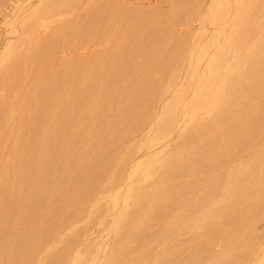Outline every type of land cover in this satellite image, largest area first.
I'll use <instances>...</instances> for the list:
<instances>
[{
	"label": "bare ground",
	"instance_id": "1",
	"mask_svg": "<svg viewBox=\"0 0 264 264\" xmlns=\"http://www.w3.org/2000/svg\"><path fill=\"white\" fill-rule=\"evenodd\" d=\"M18 1L19 0H16L14 3H12L13 4V5H11L12 7L10 6L11 12L8 15H6L5 20H4V22H6L5 23L6 26H8L7 24H9L10 31L12 29L11 35H12V33L14 35H15V33H18V30L16 29V27H18V26H19L18 28H20V30L22 32L21 34H23V35L27 34L29 36L30 31H33L35 33L38 29H40L44 26L45 21H47L48 19H51L55 15V12L57 10L56 8H58V7L62 8L60 6H65V5L69 4L66 2V0L65 1L64 0H39L38 2H36L37 4L35 6H32V7H30L31 5L29 6L31 9H28V7L26 8L23 6L24 8L28 9V11H26V9H25V11H23L22 7H20L22 9H18L19 8L18 7L19 4L17 3ZM29 1H31V0H29ZM178 1L179 0H177L176 2H178ZM186 1H188V0H186ZM26 2H28V0H26ZM32 2L33 1H31V3ZM110 2H111V0H110ZM195 2H196V0H195ZM200 2H203V1H200ZM16 3L18 6L16 5ZM193 3H191V4H193ZM180 6H182V5H180ZM177 7H179V6H177ZM207 7L208 8H207V11L205 14L203 13L200 15L197 8L196 9L193 8V11L190 12L191 14L190 13L188 14L189 16L191 15L190 17H192L194 19L193 16H197L199 13L198 16L199 17L201 16L204 21L208 22L207 24H209L211 27H213L215 29V32L213 34H211L208 38H207V36L209 34L208 35L206 34V36L204 34L203 37L207 38V40L205 41L204 44L201 42L204 40L203 39L200 40L201 39L200 37L202 36L201 34H199V37L198 36H196V37L198 38V40H200L202 45H200L201 43H198V42H197V44L194 43L195 46H192V44H191L192 47H190V48H192V50L190 51V54H189V63L187 62L188 68L186 67V69H187L186 70V80L187 81L185 80L186 82H183L184 80L182 81V79L180 78V76H179L180 72L178 73V70L176 68H173L171 71L168 72V79H167L168 81H166L167 83L162 87L159 86L160 88H158V89L155 88L156 86L153 84L155 82L152 83V85H154V88L153 87L147 88V84L145 83L146 81L144 82V80H142V78H141V80H139V79L135 80L129 86H125L127 84H123L124 82L122 83V81H123L124 77H126V74L128 73V68H129L128 63H129V61L131 62L130 57H132V56L129 53L130 51H128V53L125 51H122V52L120 51L119 52L120 54L118 53L119 55H117V56L115 55V57L112 56L110 54V52L109 53L107 52L106 55H100V56L96 55V54L92 55L88 59L86 58V60H81L80 58L74 57L75 59L72 61L70 60L71 62L68 64V68H67L69 70L68 74L64 75V77L68 76V79L65 78V81H63V84L64 85L68 84L70 86V91L72 90L73 93H74V91H76L75 93H77V99L76 100L79 99L80 103L78 104L79 105L78 108L76 106V109L79 112L78 115L82 116V118H81V119H83L82 124L85 126V129L87 130V132H82V131H84V129L82 130L80 128V127H82L80 124L81 122L78 124V126H80V127H78L76 125L73 126V124H72L71 125L72 128L69 127V130H67V128H68L67 126H66L67 128L62 127V125H60L57 121L58 118L59 119L61 118L60 116H62L61 115L62 112H61V114H59L57 112L54 114L52 113L53 114L52 119L49 117H46V114H42L43 115L42 117L35 119L34 115H37L36 113H38L39 109L36 108L35 106L34 107L31 106L28 103L26 104L25 108L28 109V114L26 112L25 115L26 114L29 115V116H27L28 121L26 124L28 129H26V133L24 131L23 135H19V137H20V138L18 137L19 140L15 143L14 148L11 149V155L13 156V160L12 161L9 160L10 163L0 162V264H121L122 262L121 263L117 262V258L120 255L121 256L119 258H121L122 254L125 255V252L127 251V247L124 244V240L128 237L127 235L132 233V231H134L135 229L137 230L136 231L137 232L136 233L137 238L142 239V240H144L148 237L149 238L153 237L155 235L149 227L147 228L144 225V223H142L143 219H142V221H140V218H139V215L141 214L142 210L144 211V209H145L144 205L146 207V204H144L143 199H144V197L147 198V196L149 195V194H147L148 191L133 194L134 190L135 191H138V190L134 189L136 187H134L132 189V185L135 186L134 185L135 183H133V184L131 183V182H133L132 177L134 175H136V176L140 175V177L146 181L148 178H150L151 170H153V169L161 172L160 176L162 175L161 177L163 178V183L167 182L170 178L175 177L176 174L178 176L177 172L182 170V168L185 166L186 157L185 158L183 157L184 159H181V158L179 159L177 157V155L178 156H179V154L182 155L183 148H185V146L183 147V144L187 140L190 141V139H193L194 137L196 138V134L200 133V132H198L200 128L201 129L205 128L206 130L207 129L211 130L210 132H212V129H214L212 133L216 132V133H214L215 135H213V136L211 135L213 138L211 137V140L209 141L210 143H208L209 145L207 144L208 145V151L207 152H205V153L204 152L203 153H198V152L193 153L194 155H197V154L199 155V156L197 155L200 158L199 161L197 160V163H198L197 165L200 168H202L201 170H203V169L210 170V174L207 173L208 179L210 180V178L215 177L214 181L216 182V185L213 188H209L206 190L205 194L201 198H199L197 203L195 201V204H193V206H191V204L188 203L191 206V209L192 208L198 209L199 216H198L197 212H196V215L198 217H200L199 222L203 223V227H204V232H203L202 236L200 238L190 237L189 240L185 243L182 241L190 249L189 252H188V250H189L188 248H187V250H185L187 252H183L185 245L182 243H181L182 245L174 246L168 250H164V251L161 250L162 252H160L159 254H155L156 252H158L157 250H156V252L154 251L155 253L153 252L154 253L153 254V253H151L150 250H144L145 249V247H144V249H142V248L140 249L141 251H139V253L136 255V258L134 261L131 260L128 263H126L124 261L123 264H149V261L147 260V258H149L151 255H152L151 256L152 262L150 261L151 262L150 264H201L202 263L201 260L205 261L206 264H264V235L263 236H257L256 235L257 233H254L255 229L253 231L254 227L252 228V226L254 224L253 220L255 218H257L258 216L261 217L262 216L261 214H263L261 212H260L261 214L258 213V209L264 206V182H263V180H264V159L260 164H258V165H260V166H258L260 168L258 169L257 172H255L251 168H247L248 166L243 168L242 171H239V170L236 171L237 169L234 171L233 170L234 167H232V166L235 165L236 162L233 163V165L228 166V165H226L227 160L225 162L223 161V158L226 155H229V156L232 155L233 157L235 156V158H236V156L240 157L241 156L240 154L242 152H250L252 150V147H251L252 140L257 137V134L255 133L256 130L260 131L259 134L264 141V117L263 116L260 117V115L258 116V114H257V117H255V118L253 117L254 119H252L253 115L251 114L252 115L251 119H248L247 121L244 120L242 122L240 120H238V121H240L239 123L235 122L237 115L242 114V113L245 114V112L243 111L244 109L240 110L242 108L241 101L244 102V99H242L243 97H247V95H248V97H251V95L252 96L254 95V97H257V96H255V94L258 92H259V96L263 95V92L260 93V91L264 89V74H262L263 76H260V77L257 76L258 77V78L256 77L258 79L257 81L253 82L250 79L251 82H248V78H250V77H248V71L249 70L247 69V67H246V69L245 68L243 69L241 67H242L243 63L245 65H248L249 67H253V69H251L252 71L250 70V72H253L254 67L256 68V71L258 69L257 67H259L260 65H262V67H263V64H264V28L261 27L259 20H264V0H210V4ZM89 8H91V6ZM4 9H6V8H4ZM59 10H61V9H59ZM98 10H100V8ZM187 10H189V9H187ZM96 12H97V10H96ZM174 12H175L174 13L175 15L173 14L175 16L174 18H176L177 15L179 13H181L180 10H179V13L177 15H176V11H174ZM103 13H101L100 17H102ZM1 15H2V13H1ZM111 15L110 16L108 15V16L111 17ZM170 15H172V14H170ZM95 16H97V15H94V17ZM189 16H188V18H189ZM174 18H171V16L169 17L170 20L171 19L174 20ZM178 18L180 20V16ZM184 18H186V15ZM193 19H189V21H191ZM198 19L196 18L195 20H198ZM91 20H92V18H91ZM98 20L100 21L99 17H98ZM119 20H121V19H119ZM203 20L201 23L199 21V23L202 24ZM106 21H108V20H106ZM156 21H158V19ZM100 22L102 23V20ZM146 22H148V21H146ZM82 23H83V21H82ZM96 23H98V22H96ZM114 23H113V25H114ZM261 24H263V23H261ZM48 25L49 24H47V26ZM93 25H94V23H93ZM105 25H106V22H105V24L103 23V27ZM161 25H162V23H161ZM63 26H65V25H63ZM80 27L81 26H79L78 28H80ZM161 27L162 26H160V27L156 26L155 27V25H154V28H152V27L147 28V30L151 31L150 33H154L156 36V35H159L161 33V31H162ZM164 27H163V30H165ZM5 28H7V27H5ZM67 28H68V26H67ZM74 28H76V27H74ZM83 28H86V27H84V25H83ZM106 29L104 28L103 31H105ZM64 30L65 29H63V31ZM203 30H205V29H203ZM61 31H62V29H61ZM91 31H93V30H91ZM165 31H164V33H165ZM64 32H66V31H64ZM69 32L72 33L71 30L68 31V33ZM78 32H79V30H78ZM95 32L93 31V35ZM98 32H96V33H98ZM111 32H112V30H111ZM201 32L203 33V31H201ZM53 33H55V32H53ZM61 33H63V32H61ZM87 33H86V35H87ZM145 33H144V35H145ZM21 34L19 33L18 35H21ZM161 34H163V33H161ZM101 35H102V33H101ZM195 35H197V34L195 33ZM33 36H35V34ZM64 36L65 35H63V36L60 35V37H64ZM77 36H79V35H77ZM82 36H84V35H82ZM108 36H106V37L104 36V37L107 39ZM253 36L254 37L256 36V38L252 39ZM257 36H261L262 39L259 38L261 40V42H259V39L257 41H255V39H257ZM21 37H18V38L20 39ZM37 37L38 36H36V38ZM149 37H150V35H149ZM165 37L167 38V35ZM194 37L195 36L193 35V38H192L193 40H194ZM36 38H35L36 41L32 40L31 38H26V41H27L26 42L27 43L26 49H27V51L28 52L32 51V50H30L31 48L32 49L33 48L34 49L35 48H43V50L46 51V54L44 57L46 58L47 61H50V59L53 58L52 54L54 52L53 50H54L55 44L57 43V40H56L57 38L52 37L49 40L46 39V41H43V39H42L41 42L37 41ZM139 38H141V37H139ZM197 38H196V40H197ZM206 38H204V39H206ZM14 39L17 41L16 38H14ZM88 39H90V38H88ZM149 40L151 41L152 38L150 37ZM166 40H169V39H166ZM186 40H188V39H186ZM11 41L12 40H10V42ZM21 41L22 40H20V42ZM64 41H65V39H64ZM150 41H148V42H150ZM162 41H163V39H162ZM162 41H161V39H158V40L156 39L155 44H154L155 47L153 48L152 53H150V55L147 57L145 56L146 58H145V61H143L144 62L143 67H146V66L153 67L154 66L152 70L156 69L159 71L160 70L164 71L167 68L169 69L171 62H173V60H175V58L177 59V57L179 56L177 54H179V52H180L179 49L181 48L180 46L181 45L183 46V44L181 42H178V43L176 42L177 44L175 43L176 49H178V53L176 54L175 49L168 48V46L166 47L165 43H164L165 41L163 42L164 44L162 43ZM10 42L5 43L6 45L3 48H1V50H0V69H2L3 64L5 65V62H7V61H11V65H12V69H11L12 73L10 74L11 77H8V78L6 77L1 82L0 89L3 92H5L4 89H5L6 85L8 86L7 88H9L8 90H10V88H12V86L15 82L16 75L21 72L20 60H19L20 57H18V48L14 46V43L12 45ZM169 42H170V40H169ZM79 43H81V41ZM145 43H147V42H145ZM183 43L185 44V42H183ZM255 43H257L258 45L260 43L261 45L255 46ZM58 44H60V43H58ZM76 44L79 45L78 43H76ZM121 44H122V42H121ZM17 45H18V41H17ZM62 45L63 44H61L60 46H62ZM56 46H57V44H56ZM113 46H111V47L113 48ZM184 46H183V48H185ZM178 47H180V48H178ZM121 48H122V46H121ZM137 48H138V46H137ZM186 48H188V47H186ZM212 48H213V50H212ZM34 51H32V52H34ZM62 52H64V51H62ZM146 52H147V50H146ZM146 52H145V54H146ZM186 52L184 53V56H185ZM242 52L247 54L246 58L243 57ZM96 53H98V52H96ZM132 54H133V51H132ZM137 54L139 55V53H137ZM138 55H137V57H138ZM19 56H21V55H19ZM33 56L28 55V56H26L27 58H24V59L26 60V59L30 58V59H28V61L31 59H32V61H35L36 59H34L35 57H33ZM184 56H183V58H184ZM178 58H179V62H181V63L177 62V60H176V62L182 65V62H184V61H182V57L179 56ZM184 60H185V58H184ZM46 63H48V62H46ZM179 64H177L178 67H179ZM9 65H7V66H9ZM62 65H61V67H62ZM177 65H174V66H177ZM183 66H181V67H183ZM22 67H21V69H22ZM38 67H40V69H41L43 67V65L40 64ZM263 68H261V72H262ZM5 69H8V68H5ZM81 69H83L81 73L84 72L87 77L84 76L85 78L79 79V76H77V74H78L79 70H81ZM130 69H132V68H130ZM179 69H180V67H179ZM18 70H20V72H18ZM66 70L64 72H66ZM132 70H134V69H132ZM6 71L4 70V72H6ZM159 71H157V72H159ZM166 71H168V70H166ZM256 71H255V74H256ZM23 72H24V70H23ZM259 72H260V68H259ZM7 73H9V72H6V74ZM184 73H185V71H184ZM181 74H182V69H181ZM130 75H129V77H130ZM33 79H34V77H33ZM96 79H97V82H99V86L94 88L93 84H94V81ZM180 79L182 82H180ZM154 81H155V78H154ZM59 83H61V81ZM90 83H92V85H93L91 88H89ZM58 86L61 87V84H59ZM148 86H150V85H148ZM55 88L56 87L52 86V84L47 85V83H46L45 87L44 86L40 87L36 91L34 90V94H32L31 97L29 96L30 100L33 101V100H35V97H40L39 100L41 99L42 102L44 103L42 110H44L43 112L45 113V110L47 109V105L49 103V102L47 103V100L49 97H51L52 93H54ZM15 89H16V86H15ZM11 90H13V88ZM167 92L171 93V98L169 100H167L166 102H164L161 106V109L157 112L155 110V107L158 106L159 102H161L160 101L161 99L163 100V98L166 97V95L168 94ZM64 93H66V92H64ZM5 94H7V98H9L8 93L6 92ZM88 94L90 95L89 97H88ZM17 95H18V93H17ZM6 100L7 99L5 97V101ZM27 100H28V98H27ZM30 100H28V102ZM49 100H51V99H49ZM254 100H253V102H254ZM160 105H161V103H160ZM253 105H255V104H253ZM2 106H0V110H1ZM249 106H251V104ZM246 107H247V104H246ZM48 108H50V107H48ZM248 108H246V109H248ZM246 109H245V111H246ZM23 110H21V111H23ZM121 110H123L124 113H127L126 114L127 118L124 117L126 119L123 120L122 123H121V120L120 121L115 120V116L113 115V112H119ZM239 110L242 113H240ZM15 111H17V110H15ZM73 112L75 113L76 111H73ZM259 112H261V111H259ZM0 113H1V111H0ZM119 114L117 113V116ZM246 114H245V116H246ZM248 114H249V112H248ZM248 114H247V117H248ZM22 115H23V113H22ZM66 115H67L68 120L73 119V116H70L69 114H66ZM75 116L78 117L77 115H75ZM20 117H22V116L20 115ZM51 117H52V115H51ZM122 117H123V115H122ZM242 118H243V116H242ZM244 118H246V117H244ZM75 120H77L76 122H79L78 121L79 119L76 118ZM115 121L120 122L121 124L117 123V125H116V124H114ZM18 122H20V120ZM24 123H26V122H24ZM66 123H68V122H66ZM23 126H24V124H23ZM145 130H146V133L144 136L146 138V142H148L149 145L154 144L156 146L158 144H161V146H160L161 149L158 150L157 152H147L145 154V158L143 160H140L133 165L132 170L129 173V176L128 175L126 176L129 179V184L127 185V188H126V191L124 192L123 197H120L119 194L125 190V188L123 190L121 189V186H123L122 185L123 175L121 172H122V169L124 170L123 167L126 164V159L123 161L120 160V162H119L120 164H118L116 166V168L113 169L114 173L112 172L111 173L112 175L107 176V174H106V176L109 177V179H106L107 177L105 176V179L108 180V183H109V186L111 187V190H112V188L113 189L118 188L117 191L115 190L116 191L115 193L112 194V192H111L112 195L111 196L109 195V197H110L109 201L111 203V208L114 210L116 208V206L119 205V203L121 201L120 209L117 210L115 213L113 212L114 215H113V217L111 216L112 219L110 221L109 227H107V229H106L108 231L107 236H110L112 234V238H113L112 243H110L109 249H108V245H107V248L106 247L101 248L100 246H98L96 244L97 245L96 247L93 245V247L95 248V249L93 248L94 249L93 250L94 252H93V251H91L92 249L91 250L89 249L90 246H87L84 249H81V248H83L81 246V248H80L81 250L78 249L75 252L73 251L74 255L72 257H70V252L72 251V244H73V242L78 241V240H76L75 238H72L70 236L72 239L68 243H65L66 244L65 246L58 247V243H59L58 239H60L59 236H60L61 230L65 229V225L63 226L62 224H65V223H63L64 219H66V217L69 215L68 214L64 218V216H63L64 213H61L63 209L60 210L59 204L60 203L62 204L63 201L61 202L60 200L63 197L59 198L60 195L63 192H64L63 194L65 195V191L69 192V191H67V187L69 185L71 186L76 180L78 181V179L84 178V181H85V178H86L87 184L86 185L84 184L85 186L78 188L76 191L74 190V192H75L74 194L70 192L71 197H69V200L72 202L75 200H76V202H78L80 200V202H81V200H84V199L91 197V195H93L96 192V190L98 189V183H100V182H98V180L103 176V174H105V170L109 166L108 165L109 160H107L108 154L107 155L105 154V151L107 150V146L104 147L106 150L102 148L105 151H103L101 149V146L105 143V141L107 142L108 139H112V138L116 139V141L117 140H119V141L128 140L129 139L128 137L131 134L137 133L139 131H145ZM17 131L20 132L19 130H17ZM176 132L179 133L180 136L178 137V140H176V141H178V143L174 139V141L177 143V145L173 146L174 148L172 149L173 150L172 157L176 156L177 158H172L171 155L168 156L169 153H168V155H165L163 153L165 151V148L167 146H169L168 142H170V138L172 137V135L174 133L176 134ZM201 132H203V131H201ZM206 133H208V132L206 131ZM212 133H209V134H212ZM175 136H173V137H175ZM197 136H198V134H197ZM21 139H23V140H21ZM20 141H21V143H20ZM192 141H194V140H191L190 143H192ZM146 142L144 143V140H143V142H141V140H140V143H142V144L141 145L139 144L138 146L141 147L143 145V143H144V145L147 144ZM187 142L184 145H187ZM107 143L109 144V140ZM151 146L150 147L147 146L146 148L150 149ZM156 146H155V148H157ZM108 147H109V145H108ZM141 148H143V146ZM98 149L102 150V153H100L101 152L100 151L99 152L100 154H99L97 152ZM127 151L128 150H126L125 152H127ZM138 151H140V149ZM138 151H136V152H138ZM142 151H143V149H142ZM190 151H193V149H190ZM197 151H198V149H197ZM109 152H111V151H109ZM167 152H169V151H167ZM132 153H133V149H132ZM134 154H133V156H134ZM183 154H186V153H183ZM254 154L257 155L258 157H262L264 155V150L254 151ZM130 155H131V153H130ZM130 155H129V157H130ZM136 155H137V153L135 154V156ZM12 156L9 159H12ZM111 156H109L110 157L109 159H111ZM124 156H125V153H124ZM124 156H123V158H124ZM197 156H195V157H197ZM127 157H128V153H127ZM179 157H182V156H179ZM191 157H193V156H191ZM195 157L193 158V162H195L194 160H196ZM1 158L3 159L2 156H1ZM112 158H116V157L114 156ZM131 158H130V160H131ZM130 160H127V161H130ZM111 161H112V159H111ZM116 161H118V160H116ZM187 161H188V159H187ZM240 161H237V163ZM132 162L133 161H131V163ZM241 162L243 163V161H241ZM128 164L130 165V163H128ZM127 165H125V167ZM191 165H193V164H191ZM225 165H226V167L228 166L227 170L224 167ZM243 166H245V165H243ZM9 167L14 168V171L7 172ZM223 167L226 170L225 172H227L226 175L225 176H217L215 174V171H217L219 169L221 170V168H223ZM240 167H242V166L240 165ZM159 172H158V174H159ZM206 172H208V171H206ZM181 174H182V171H181ZM136 176H134V177H136ZM160 176L158 175L157 179ZM10 177H18L17 178L18 182L12 183V181H11V183L7 184V180ZM239 177H243L241 179H244V177H245V182L243 181V183H246L245 185L240 181ZM137 178H139V176H137ZM125 179H127V178H125ZM153 179H155V178L153 177ZM157 183H159V182L157 181ZM160 183H161V181H160ZM141 185H142V183H141ZM254 186H256L257 188H254ZM164 187H165V184H164ZM160 189H162V188H160ZM166 189H168V187ZM104 190H105V188H104ZM170 190H171V188H170ZM154 191L152 190V193H151L152 195L150 197L151 200L147 201L148 206L149 205L152 206L150 209V211H151L150 214L154 213L155 216H158V217L164 216L165 217V215L168 214L167 211L170 212L171 210H168V206H162L159 203V201H160L159 198L162 195L161 194L162 191L160 190V192L156 191L155 193H153ZM178 193H179V190H178ZM181 193H183V191ZM189 193H191V192H189ZM67 194L68 193H66V195ZM121 195H122V193H121ZM171 195H173V194H171ZM67 196H70V195L68 194ZM67 196L65 197V200H66ZM180 196H181V194H180ZM230 196L233 197L232 200L229 199ZM109 197H107V198H109ZM163 198H165V197H163ZM174 198H176V197L174 196ZM182 199H184V198H182ZM129 200L131 201L130 203H129ZM144 200H146V199H144ZM170 200L173 201L174 199L172 200L170 198ZM180 200H181V198H180ZM65 202H67V201H65ZM168 203L170 204L172 202H168ZM183 203H185V202H183ZM241 203H243V204L245 203L248 205V208H247L248 212L246 211L245 214H244V212L243 213H239L236 211L233 212L234 210L232 212L228 211V209L230 210V207L233 208V206H235V205H237V207H239L240 205H238V204H241ZM182 204H181V206H182ZM108 205H110L109 202H108ZM186 205H187V203H186ZM213 205H214V207L219 205V208L216 209L215 212L213 210V208H214ZM80 206H81V204H80ZM171 206H173V205H171ZM177 206H178V204H177ZM186 207L188 208L189 206H186ZM106 208L108 210L110 207L107 206ZM118 208H119V206H118ZM169 208L171 209V207H169ZM173 209L174 208H172V211H173ZM233 209H235V208H233ZM83 210H82V212H83ZM109 210L111 211V209H109ZM183 210H184V208H183ZM188 210H190V209H188ZM110 211H108V212H110ZM262 211H264V207H263ZM88 212H87V214H88ZM145 212H146V210H145ZM179 212H181V211H179ZM16 214H18L17 215L18 216V219H17L18 223H22L24 226L27 227L25 229L22 228L23 229L22 231H20L17 227L19 224L12 226L9 223L10 226L6 225L7 220L9 218H11L12 216L15 217ZM47 214H50L51 216L45 218V215H47ZM174 214H175V212H174ZM71 215L72 214H70V217H71ZM77 215H75L76 218H77ZM172 217H171L172 218L171 223L169 222L171 225L164 226L162 231L160 230L159 231L160 233L158 232V234L155 235L156 237L159 236L160 239L164 240L167 237H169L170 234L176 235V231H180L178 229L183 227V225H186L189 222H192V223L199 225L197 223V221L193 222L194 218L192 217L193 218L192 219L189 216L188 212H184V214L182 212L181 215H179V216L177 215L175 217L172 216ZM88 218H89V216H88ZM85 219H87V218L85 217ZM167 219L165 221H167ZM13 220L14 219H12V221ZM228 220L229 221L232 220L233 221L232 223L237 222L235 224H239V226L237 225L238 227L236 226V229L238 228L239 231H237L234 234L232 233V234H230L224 238V236H222V235L224 233V228H226V222ZM10 221H11V219H10ZM17 221L15 223H17ZM67 221H69V220L67 219L65 222L67 223ZM161 221H163V220H161ZM32 223L36 224V226L34 228L32 226ZM68 224H66V226ZM29 225H30V228H28ZM159 225H160V223H159ZM162 225H163V223H162ZM31 226H32V228H31ZM155 226H156V224L154 225V228H155ZM227 226H228V224H227ZM190 227H191V225H190ZM160 228H162V227H160ZM169 229L171 230V232H168ZM104 230H102V232H104ZM69 231L70 230L68 229V232ZM181 231H183V229ZM234 231H232V232H234ZM154 232H155V230H154ZM73 234H75V233H73ZM104 234L106 236V231H105V233H103V236H104ZM107 236L105 239H107V238L110 239ZM132 236H134V235H132ZM101 237H102V233H101ZM101 237H99V238H101ZM84 239H86V238H84ZM88 240L89 239H87V241ZM145 241H147V239ZM99 242H101V241H99ZM103 242L104 241H102L101 243H103ZM82 243H83V240H82ZM93 243H94V241H93ZM149 244L153 245L151 242ZM87 245H89V244H87ZM137 246H138V242H137ZM215 247H218L216 251L213 250V248H215ZM157 248H158V246H157ZM89 251L93 252V254H94L93 255L90 253L89 256L93 255L94 257H91V259H89V258L85 259L86 254L88 255ZM234 251H236L235 253H237V251H239V253L234 254L233 256H230V253L234 252ZM128 253H130V252H128ZM133 253H135V252H133ZM129 255L131 256L132 253ZM125 256H124V258H126ZM120 261H122V260H120Z\"/></svg>",
	"mask_w": 264,
	"mask_h": 264
},
{
	"label": "rangeland",
	"instance_id": "2",
	"mask_svg": "<svg viewBox=\"0 0 264 264\" xmlns=\"http://www.w3.org/2000/svg\"><path fill=\"white\" fill-rule=\"evenodd\" d=\"M7 1V2H6ZM16 0H0V50H1V48H3L6 44L5 43H8V42H10V40H12L10 43L13 45V43H14V46L15 47H17L18 48V57H20L19 58V60H20V70H21V72H20V70H18V72H20V73H18L17 75H16V77H15V82H14V84H13V86H12V88H13V90H11L12 88H10V90H8L9 88H7L8 86L6 85L5 86V89H4V91L5 92H3L1 89H0V106H2V108H1V113H0V162H4V163H10L9 162V160H13V156L11 155V149H13L14 148V145H15V143L19 140L18 139V137H19V135H23V132L25 131V133H26V129H28V127H27V121H28V118H27V116H29V115H27L28 114V109L27 108H25L26 107V104L28 103V104H30L31 106H35L36 108H38L39 109V111H38V113H36L37 115H34L35 116V119H38V118H40V117H42L43 115L42 114H46V117H49V118H53V114L54 113H59V114H61V112H62V116H60L61 118L59 119H57V121H58V123L60 124V125H62V127H66L67 128V130H69V127H71V125L73 124V126L74 125H76V126H78V124L80 123L81 124V126L82 127H80V126H78V127H80L82 130L84 129V131H82V132H87V130L85 129V126L82 124L83 123V119H81L82 118V116H79L78 115V110L76 109V106H77V108H78V104L80 103L79 102V99L78 100H76L77 99V93H75L76 91H74V93L76 94H74L73 93V91L71 90L70 91V86L68 85V84H66V85H64L63 84V81H65V78L66 79H68V76H65L64 77V75H66V74H68V72H69V70L67 69L68 68V64L72 61V60H74L75 58H80L81 60H86V58L88 59L90 56H92V55H106V53L108 52H110V54L112 55V56H114L115 57V55L117 56V55H119L120 53V51L122 52V51H125V52H127L128 53V51H130L129 53H130V55L132 56V57H130V59H131V62L129 61V63H128V66H129V68H128V73L126 74V77H124V79H123V81H122V83L123 84H127V85H125V86H129V85H131L135 80H141V78H142V80H144V82L147 84V88L148 87H153L154 88V85L156 86L155 88H160L159 86H164L167 82L166 81H168L167 79H168V72L169 71H171L173 68H176L177 70H178V73H179V76H180V78L182 79V81L183 82H186L187 80H186V67L188 68V63H189V54H190V51L192 50V48H190V47H192V46H195V44L194 43H196L197 44V42L198 43H205V41L207 40V38L211 35V34H213L214 32H215V29L213 28V27H211L209 24H207L208 22H206V21H204L203 20V18L200 16H198L199 15V13H200V15L201 14H205L206 13V11H207V6L210 4V0H196V2H195V0H188V1H186V0H179L178 2H176L175 0H111V2H110V0H66V2L67 3H69V4H67V5H65V6H60V7H62V8H56L57 10H56V12H55V15L51 18V19H48L47 21H45V24H44V26L46 27H42V28H40V29H38L35 33L33 32V31H30L29 33H30V35L28 36L27 34H25V35H23V34H21L22 32H21V30H20V28H18V27H16V29L18 30V33H15V35L17 36H15L13 33H12V35H11V32H12V29H11V31H10V28H9V24H7L8 26H6V22H4V20H5V17H6V15H8L10 12H11V5H13L12 3H14ZM31 1H33L32 3H31ZM31 1H29L28 0V2H26V0H19L17 3L19 4V6L17 5V3H16V5L19 7L18 9H22L23 8V11H25V9L28 7V9H31L30 7H32V6H35L37 3L36 2H38L39 0H31ZM65 1V0H64ZM92 1V2H91ZM107 1V2H106ZM186 1V2H185ZM200 1H203V2H200ZM91 2V3H90ZM176 2V3H175ZM183 2V3H182ZM194 2V3H193ZM6 3V4H5ZM35 3V4H34ZM107 3V4H106ZM172 3V4H171ZM187 3V4H186ZM191 3H193V4H191ZM196 3V4H195ZM5 4V5H4ZM25 4V5H24ZM71 4V5H70ZM186 6H185V5ZM31 5V6H30ZM180 5H182V6H180ZM197 5V6H196ZM11 6V7H10ZM26 7V8H24V7ZM30 6V7H29ZM91 6V8H89ZM177 6H179V7H177ZM204 6V7H203ZM20 7H22V8H20ZM75 7V8H74ZM183 7V8H182ZM201 7V8H200ZM4 8H6V9H4ZM9 8V9H8ZM96 8V9H95ZM100 8V10H98ZM193 8L194 9H196L197 8V10H198V15L197 16H193L194 17V19L192 18V17H190L188 14L191 12V11H193ZM28 9H26V11H28ZM59 9H61V10H59ZM73 9V10H72ZM187 9H189V10H187ZM204 9V10H203ZM7 10V11H6ZM96 10H97V12H96ZM109 10V11H108ZM111 10V11H110ZM117 12H116V11ZM179 10H180V12L181 13H179ZM185 10V11H184ZM187 10V11H186ZM6 11V12H5ZM115 11V12H114ZM174 11H176V15L178 14L179 16H180V20H179V16L177 15V17L176 18H174L175 16V12ZM60 12V13H59ZM88 12V13H87ZM92 14H91V13ZM97 14H96V13ZM104 12V13H103ZM109 12V13H108ZM1 13H2V15H1ZM67 13V14H66ZM95 13V14H94ZM101 13H103L102 14V17H100L101 16ZM106 13V14H105ZM113 15H111V14ZM186 13V14H185ZM87 14V15H86ZM100 14V15H99ZM144 14V15H143ZM159 14V15H158ZM170 14H174L173 16L172 15H170ZM183 14V15H182ZM191 14V13H190ZM91 15V16H90ZM94 15H97V16H95L94 17ZM111 15V17H109V16ZM139 15V16H138ZM185 15H186V18H184L185 17ZM189 16V18H188V16ZM64 16V17H63ZM121 16V17H120ZM156 16V17H155ZM171 16V18H174V20L173 19H169V17ZM94 17V18H93ZM98 17L100 18V21L102 20V23L98 20ZM138 17V18H137ZM144 17V18H143ZM158 17V18H157ZM161 17V18H160ZM163 17V18H162ZM57 18V19H56ZM91 18H92V20H91ZM96 18V19H95ZM107 18V19H106ZM109 18V19H108ZM112 18V19H111ZM115 18V19H114ZM156 18V19H155ZM168 18V19H167ZM178 18V19H177ZM182 18V19H181ZM198 19V20H195V19ZM78 19V20H77ZM119 19H121V20H119ZM152 19V20H151ZM158 19V21H156ZM178 21H177V20ZM188 19V20H187ZM189 19H193V20H191V21H189ZM50 20V21H49ZM69 20V21H68ZM83 21V23H82V21ZM98 20V21H97ZM105 20V21H104ZM106 20H108V21H106ZM151 20V21H150ZM170 20V21H169ZM187 20V21H186ZM202 20H203V23L202 24H200L201 22H202ZM111 21V22H110ZM117 21V22H116ZM142 21V22H141ZM146 21H148V22H146ZM173 21V22H172ZM180 21V22H179ZM199 21H200V23H199ZM49 22V23H48ZM81 22V23H80ZM94 23V25H93V23ZM96 22H98V23H96ZM105 22H106V25L103 27V23L105 24ZM115 22V23H114ZM122 22V23H121ZM158 22V23H157ZM184 22V23H183ZM5 25H4V24ZM78 23V24H77ZM96 23V24H95ZM113 23H114V25H113ZM151 23V24H150ZM161 23H162V25H161ZM164 23V24H163ZM259 23H260V25H261V27L262 28H264V20H259ZM261 23H263V24H261ZM47 24H49L48 26H47ZM61 24V25H60ZM72 24V25H71ZM101 24V25H100ZM63 25H65V26H63ZM83 25H84V27H86V28H83ZM86 25V26H85ZM97 25V26H96ZM154 25H155V27L156 26H162L161 27V29H162V31H161V33H163V34H159V35H156L155 36V34L154 33H150L151 31H149V30H147V28H154ZM203 27H202V26ZM17 26V25H16ZM67 26H68V28H67ZM79 26H81L80 28H78ZM90 26V27H89ZM92 26V27H91ZM108 26V27H107ZM165 26V27H164ZM5 27H7V28H5ZM74 27H76V28H74ZM94 27V28H93ZM96 27V28H95ZM163 27H164V29L166 30H163ZM70 28V29H69ZM93 28V29H92ZM102 28V29H101ZM104 28L106 29L105 31H103L104 30ZM119 28V29H118ZM201 28V29H200ZM9 29V30H8ZM61 29H62V31H61ZM63 29H65L64 31H66V32H64L63 31ZM76 29V30H75ZM93 30L94 32L96 31V32H98V33H94V35H93V31H91V30ZM112 30V32H111V30ZM203 29H207L206 31L205 30H203ZM58 30V31H57ZM60 30V31H59ZM72 31V33L71 32H69L68 33V31ZM78 30H79V32H78ZM87 30V31H86ZM146 30V31H145ZM79 33H77V32ZM86 31V32H85ZM107 31V32H106ZM141 31V32H140ZM164 31H165V33H164ZM201 31H203V33L201 32ZM206 33H205V32ZM209 33H208V32ZM8 32V33H7ZM53 32H55V33H53ZM61 32H63V33H61ZM83 32V33H82ZM88 32V33H87ZM105 32V33H104ZM146 32V33H145ZM201 32V33H200ZM211 32V33H210ZM21 34V35H18V34ZM32 33V34H31ZM86 33H87V35H86ZM91 33V34H90ZM100 33V34H99ZM101 33H102V35H101ZM144 33H145V35H144ZM195 33L197 34V35H195ZM35 34V36H33ZM50 34V35H49ZM54 34V35H53ZM75 34V35H74ZM105 34V35H104ZM107 34V35H106ZM110 34V35H109ZM199 34H201L202 36L199 38L200 40H204V41H201L200 42V40H198V38L196 37V36H198L199 37ZM204 34H205V36H206V34L208 35L207 36V38L206 37H203L204 36ZM10 35V36H9ZM23 35V36H22ZM60 35L61 36H63V35H65L64 37H60ZM77 35H79V36H77ZM82 35H84V36H82ZM93 35V36H92ZM110 37H109V36ZM149 35H150V37L152 38V40L150 41L149 39H150V37H149ZM167 35V38L165 37ZM193 35L197 38V40H196V38L194 37V40L192 39L193 38ZM23 38H22V37ZM28 36V37H27ZM36 36H38L37 38H36ZM68 36V37H67ZM74 36V37H73ZM97 38H96V37ZM106 36H108L107 37V39L105 38ZM124 36V37H123ZM134 36V37H133ZM146 36V37H145ZM170 36V37H169ZM18 37H21L20 39L18 38ZM52 37H55V38H57L56 40H57V46H56V44H55V47H54V52H53V58H51L50 59V61H47L46 60V58L44 57L45 56V54H46V51L45 50H43V48H31L30 50H32V51H34V52H32V51H30V52H28L27 51V49H26V45H27V41H26V38H31L32 40H35V38L37 39V41H39V42H41L42 41V39H43V41H46V39L47 40H49V39H51ZM73 37V38H72ZM76 37V38H75ZM80 37V38H79ZM95 37V38H94ZM99 37V38H98ZM139 37H141V38H139ZM154 37V38H153ZM14 38H16L17 39V41H18V45H17V41L14 39ZM61 38V39H60ZM70 38V39H69ZM87 38V39H86ZM88 38H90V39H88ZM103 38V39H102ZM148 38V39H147ZM204 38H206V39H204ZM254 38H256V36L254 37L253 36V38L252 39H254ZM259 38H261V36H257V39H255V41H257ZM64 39H65V41H64ZM68 39V40H67ZM85 39V40H84ZM103 41H102V40ZM156 39L158 40V39H161V41H162V39H163V41H162V43L164 42L165 43V46L167 47L168 46V48H171V49H175V53L177 54L178 53V49H176V44L178 43V42H181L182 44H183V46L185 47V48H183V46L181 45L180 47H178V48H180L179 50H180V52H179V54H177V55H179L180 57H182V61H184V62H182V65L181 64H179V63H181V62H179V56L177 57V59L175 58V60H173V62H171V64H170V66H169V69L167 68L166 70H168V71H166V70H164V71H162V70H152L153 69V67H151V66H146V67H143L144 66V62L143 61H145V58L147 57V56H149L150 55V53H152V50H153V48L155 47V41H156ZM166 39H169L170 40V42H169V40H166ZM183 39V40H182ZM186 39H188V40H186ZM262 39V38H261ZM9 40V41H8ZM20 40H22L21 42H20ZM109 40V41H108ZM125 40V41H124ZM176 40V41H175ZM193 40V41H192ZM8 41V42H7ZM36 41V40H35ZM81 41V43H79ZM99 41V42H98ZM111 41V42H110ZM136 41V42H135ZM148 41H150V42H148ZM168 41V42H167ZM185 42V44L183 43V42ZM195 41V42H194ZM64 42V43H63ZM66 42V43H65ZM73 42V43H72ZM98 42V43H97ZM106 42V43H105ZM114 42V43H113ZM121 42H122V44H121ZM145 42H147V43H145ZM177 42V43H176ZM193 42V43H192ZM259 42H261V40L259 39ZM58 43H60V44H58ZM76 43H78L79 45H77ZM108 43V44H107ZM110 43V44H109ZM118 43V44H117ZM137 43V44H136ZM163 43V44H164ZM168 45H167V44ZM176 43V44H175ZM202 43L200 44V45H202ZM4 44V45H3ZM61 44H63L62 46H60ZM143 46H142V45ZM191 44H192V46H191ZM24 45V46H23ZM59 45V46H58ZM77 45V46H76ZM114 45V46H113ZM120 45V46H119ZM124 45V46H123ZM259 45H261L260 43H259ZM257 43H255V46H259ZM21 46V47H20ZM108 46V47H107ZM111 46H113V48L111 47ZM117 46V47H116ZM121 46H122V48H121ZM137 46H138V48H137ZM142 46V47H141ZM172 46V47H171ZM119 47V48H118ZM127 47V48H126ZM174 47V48H173ZM186 47H188V48H186ZM76 48V49H75ZM132 48V49H131ZM259 48V47H258ZM64 49V50H63ZM117 51H116V50ZM119 49V50H118ZM125 49V50H124ZM141 49V50H140ZM186 49V50H185ZM103 50V51H102ZM146 50H147V52H146ZM212 50H213V48H212ZM27 51V52H26ZM62 51H64V52H62ZM132 51H133V54H132ZM140 51V52H139ZM188 53H187V52ZM41 52V53H40ZM96 52H98V53H96ZM112 52V53H111ZM116 52V53H115ZM144 52V53H143ZM145 52H146V54H145ZM186 52V54H185V56H184V53ZM59 53V54H58ZM119 53V54H118ZM136 53V54H135ZM137 53H139V55L137 54ZM149 53V54H148ZM42 54V55H41ZM55 54V55H54ZM175 54V55H176ZM19 55H21V56H19ZM33 56V57H35L34 59H36L35 61H32V59L31 60H29L28 61V59H30V58H28V59H24V58H27L26 56ZM37 55V56H36ZM137 55H138V57H137ZM184 56V58H185V60H184V58H183V56ZM242 55H243V57H247L246 55V53H244V52H242ZM141 58H140V57ZM143 56V57H142ZM146 56V57H145ZM40 57V58H39ZM75 57V58H74ZM61 58V59H60ZM137 58V59H136ZM140 58V59H139ZM22 59V60H21ZM33 59V60H34ZM181 59V58H180ZM46 60V61H45ZM71 60V61H70ZM136 60V61H135ZM176 60H177V62H179V63H177L176 62ZM32 61V62H31ZM61 61V62H60ZM181 61V60H180ZM46 62H48V63H46ZM60 62V63H59ZM188 62V63H187ZM39 63V64H38ZM131 63V64H130ZM139 63V64H138ZM173 63V64H172ZM11 65V61H7V62H5V65L3 64V66H2V69H0V85H1V82H2V80L4 79V78H8V77H11L10 76V74L12 73V65ZM43 65V67L40 69V67H38L39 65ZM59 64V65H58ZM63 64V65H62ZM133 64V65H132ZM141 64V65H140ZM177 64H179V67H180V69H179V67H178V65ZM7 65H9V66H7ZM26 65V66H25ZM61 65H62V67H61ZM137 65V66H136ZM174 65H177V66H174ZM184 65V66H183ZM242 65V64H241ZM23 66V67H22ZM46 66V67H45ZM66 66V67H65ZM131 66V67H130ZM181 66H183V67H181ZM245 66V67H244ZM21 67H22V69H21ZM241 67V66H240ZM246 67H247V69L249 70L248 71V77H250V78H248V82H251V80L253 81V82H255V81H257L258 79V77H260V76H263L262 74H264V64H263V67H262V65H260L259 67H257L258 69H257V71H256V68L254 67V70L256 71V74H255V71L253 70V72H250V70L251 69H253V67H249L248 65H245L244 63H243V65H242V67L241 68H245L246 69ZM5 68H8V69H5ZM24 68V69H23ZM29 68V69H28ZM130 68H132V69H134V70H132V69H130ZM139 68V69H138ZM185 68V69H184ZM259 68H260V72H259ZM261 68H263L262 69V72H261ZM67 69V70H66ZM181 69H182V74L184 75H182L181 74ZM184 69V70H183ZM4 70L6 71V72H9V73H7L6 74V72H4ZM23 70H24V72H23ZM66 70V72H64ZM82 70L83 69H81V70H79V72H78V74H77V76H79V79L81 78H85V77H87L86 76V74L83 72V73H81L82 72ZM85 71V70H84ZM157 71H159V72H157ZM166 71V72H165ZM184 71H185V73H184ZM252 71V70H251ZM27 72V73H26ZM161 72V73H160ZM24 73V74H23ZM30 73V74H29ZM59 73V74H58ZM135 73V74H134ZM253 73V74H252ZM20 74V75H19ZM27 74V75H26ZM50 74V75H49ZM61 74V75H60ZM131 74V75H130ZM164 74V75H163ZM181 74V75H180ZM129 75H130V77H129ZM254 75V76H253ZM54 76V77H53ZM85 76V77H84ZM133 76V77H132ZM152 76V77H151ZM258 76V77H257ZM24 77V78H23ZM33 77H34V79H33ZM129 77V78H128ZM140 77V78H139ZM155 78V81H154V78ZM165 77V78H164ZM255 77V78H254ZM257 77V78H256ZM2 78V79H1ZM52 79V80H51ZM63 79V80H62ZM98 79V78H97ZM97 79L94 81V88L95 87H98L99 86V82H97ZM181 79H180V82H182L181 81ZM251 79V80H250ZM49 80V81H48ZM186 80V81H185ZM61 81V83H59V82ZM99 81V80H98ZM36 82V83H35ZM61 84V87L60 86H58L59 84ZM127 82V83H126ZM153 82H155V83H153ZM46 83H47V85L49 84V85H51L52 84V86H54V87H56L55 88V90H54V93H52V95H51V97H49L48 98V100H47V103H48V105H47V109L45 110V113L43 112L44 110H42L43 109V105H44V103L42 102V100L40 99L39 100V98L40 97H35V100H33V101H31L30 100V97H31V95L32 94H34V90L36 91L38 88H40V87H45V85H46ZM93 83V82H92ZM92 83H90V87L89 88H91L93 85H92ZM96 83V84H95ZM152 83L154 84V85H152ZM54 84V85H53ZM16 86V89H15V86ZM96 85V86H95ZM148 85H150V86H148ZM58 86V87H57ZM1 87V86H0ZM68 87V88H67ZM21 88V89H20ZM28 88V89H27ZM69 89V90H68ZM8 90V91H7ZM264 90V89H263ZM263 90H261L260 91V93H262L263 92V95H261V96H259V92L258 93H256L255 94V96H257V97H254V95L252 96L251 95V97H248V95H247V97H243L242 99H244V102L243 101H241V105H242V108L240 109V110H243L244 112H245V114L247 113L248 114V112H249V114H248V117H247V114H246V116H245V114H243L240 110H239V112L240 113H242V114H239V115H237V117H236V120H235V122H237V123H239L240 121L242 122V121H247L248 119H251V116H252V119H254L255 117H257V114H258V116L260 115V117L261 116H263L264 117V91ZM8 93V97L10 98H7V94H5V93ZM64 92H66V93H64ZM17 93H18V95H17ZM68 93V94H67ZM168 93V92H167ZM65 94V95H64ZM74 94V95H73ZM189 94V93H188ZM17 95V96H16ZM73 95V96H72ZM2 96V97H1ZM13 98H12V97ZM30 96V97H29ZM90 95L88 94V97H89ZM5 97H6V101H5ZM75 97V98H74ZM163 97V96H162ZM27 98H28V100H30L29 102H28V100H27ZM166 98V99H165ZM171 98V93L169 92L167 95H166V97H164L163 98V100L161 99L160 101L161 102H159V104H158V106L157 107H155V110L158 112L160 109H161V106H162V104L164 103V102H166L167 100H169ZM248 98V99H247ZM49 99H51V100H49ZM73 99V100H72ZM165 99V100H164ZM256 101H255V100ZM3 100V101H2ZM27 100V101H26ZM56 100V101H55ZM67 100V101H66ZM76 100V101H75ZM253 100H254V102H253ZM74 101V102H73ZM36 105H35V104ZM77 103V104H76ZM158 103V102H157ZM160 103H161V105H160ZM246 104H247V107H246ZM251 104V106H249V105ZM253 104H255V105H253ZM22 105V106H21ZM60 105V106H59ZM59 106V107H58ZM23 107V108H22ZM48 107H50V108H48ZM248 108V109H246V108ZM258 107V108H257ZM19 108V109H18ZM55 108V109H54ZM24 109V110H23ZM41 109V110H40ZM74 109V110H73ZM245 109H246V111H245ZM3 110V111H2ZM15 110H17V111H15ZM21 110H23V111H21ZM49 110V111H48ZM72 110V111H71ZM254 110V111H253ZM42 111V112H41ZM52 111V112H51ZM73 111H76L75 113L73 112ZM155 111V112H156ZM259 111H261V112H259ZM3 112V113H2ZM27 112V114L25 115V113ZM40 112V113H39ZM123 112V113H122ZM21 113V114H20ZM22 113H23V115H22ZM53 113V114H52ZM64 113V114H63ZM71 113V114H70ZM117 113L119 114L118 116H117ZM66 114H69L70 116H73V119H70V120H68V118H67V115ZM74 114V115H73ZM125 114V115H124ZM126 114L127 113H124V111L123 110H121V111H119V112H113V115L115 116V120H117V121H120L121 120V123L123 122V120H125L126 118H127V116H126ZM252 114V115H251ZM256 114V115H255ZM20 115L22 116V117H20ZM51 115H52V117H51ZM66 115V116H65ZM75 115H77L78 117H76ZM122 115H123V117H122ZM250 115V116H249ZM37 116V117H36ZM65 116V117H64ZM117 116V117H116ZM242 116H243V118H242ZM20 117V118H19ZM122 117V118H121ZM124 117H126V118H124ZM244 117H246V118H244ZM254 117V118H253ZM79 119L78 121L79 122H76L77 120H75V119ZM118 118V119H117ZM259 118V117H258ZM20 120V122H18ZM238 120H240V121H238ZM61 121V122H60ZM24 122H26V123H24ZM66 122H68V123H66ZM116 122V121H115ZM114 122V124H116L117 125V123L118 124H121L120 122H116L115 123ZM23 124H24V126H23ZM113 124V125H114ZM84 127V128H83ZM113 127V126H112ZM72 128V127H71ZM114 128V127H113ZM112 129V128H111ZM17 130H19L20 132H18ZM86 130V131H85ZM213 130L214 129H212V132H213ZM22 131V132H21ZM201 131H203V132H201ZM206 131L208 132V133H206ZM211 130H206L205 128L203 129H199V131L198 132H200V133H197L198 134V136H197V134H196V138L194 137L193 139H190V141H186L187 142V145H184V144H186V142L183 144V147L185 146V148H183V153H186V154H183L182 152V155L181 154H179V156H182V157H179L178 155H177V157L180 159H184L185 157H186V161H185V166L182 168V170H180L179 172H177L178 173V176H177V174H176V176L175 177H172V178H170L167 182H164L163 183V178L160 176V174H161V172H159L158 170H155V169H153V170H151V176H150V178H148L146 181L145 180H143L141 177H140V175H137V176H139V178H137V176L136 175H134V176H136V177H132V181L133 182H131L132 184L133 183H135L134 185L135 186H133L132 185V189L134 188V187H136V188H134V189H136V190H138V191H133V194H136V193H139V192H147V194H149L148 196H147V198H145L144 197V199H146V200H144L143 199V202H144V204H146V207H145V205H144V211L142 210V212H141V214L139 215V218H140V221H142V219H143V221H142V223H144V225L148 228H150L152 231H153V233L155 234V235H157L158 234V232L161 230L162 231V229L164 228V226H169V225H171L170 223H171V220H172V216H179V215H181L182 214V212H183V214H184V212H188L189 213V216L192 218H194V220H193V222L194 221H197V223L199 224V225H197V224H195V223H192V222H189V223H187L186 225H183V227H181V228H179L178 230H180V231H176V235H174V234H170V236L169 237H167L166 239H164V240H162V239H160L159 238V236L158 237H156L155 235L153 236V237H148V238H146L147 239V241H145L146 239H144V240H142V239H139V238H137V236H136V227L134 228L135 230L134 231H132V233H130L129 235H127L128 237L124 240V244L126 245V247H127V251L125 252V255L124 254H122V259L121 258H117V262L118 263H121V264H123L124 263V261L126 262V263H128L129 261H131V260H135V258H136V255L139 253V251H141L140 249L142 248V249H144V247H145V249L144 250H150L151 251V253H153L154 251L156 252V250L158 251V252H154L155 254H159L160 252H162L161 250H168V249H170V248H172V247H174V246H178V245H182V244H184L185 242H187L188 240H189V238L190 237H195V238H200L201 236H202V234H203V232H204V227H203V223H201V222H199V218L200 217H198L199 216V213H198V209L197 208H192L191 209V206H193V204H195V201H196V203H197V201L199 200V198H201L204 194H205V192H206V190L207 189H209V188H213L215 185H216V182L214 181L215 179V177L214 178H210V180L208 179V174H210V170H205V169H203V170H201L202 168H200L197 164V160L199 161V155L197 156V155H194L193 153H196V152H198V153H205V152H207L208 151V143H210L209 141L211 140V137L213 136V135H215L214 133H216V132H214V133H212V132H210ZM257 131V132H256ZM255 131V133L257 134V137L256 138H254L253 140H252V145H251V147H252V150L250 151V152H242L240 155V157L239 156H236V158H235V156L233 157L232 155H226L224 158H223V161L225 162L226 160V162H227V164L226 165H228V166H231V165H233V163H235V165H233L232 167H234L233 168V170L235 171L236 169V171H242L243 170V168H245V167H247V168H251L252 170H254L255 172H257L258 171V169L260 168V167H258V166H260V165H258V164H260L262 161H263V159H264V155L262 156V157H258L257 155H255L254 154V151H258V150H264L263 148H264V141H263V139H262V137L260 136V131H258V130H256ZM20 133V134H19ZM145 133H146V130L145 131H139V132H137V133H133V134H131L128 138V140H122V141H119V140H117L116 141V139H108L109 140V144L107 143L108 142V140H107V142L105 141V143L101 146V149L103 148V149H105L104 147H106L107 146V152L105 151V150H103V151H105V154L107 155L108 154V156H107V160H109L108 161V167L106 168V170H105V174H103V176L98 180V182H100V183H98V189L96 190V192L93 194V195H91V197H89V198H87V199H84V200H81V202H80V200L78 201V202H76V200L75 201H70L69 200V197H71V193H75L74 192V190L76 191L78 188H81L82 186H85L86 184H87V179L85 178V181H84V178H80V179H78V181L76 180L71 186L69 185L68 187H67V191H69V192H66L65 191V195L62 193L61 195H60V197L59 198H62L60 201L62 202V204L60 203L59 204V208H60V210H62V212L61 213H64V218L66 217V219H64V222L63 223H65V224H62L63 226L65 225V229H63V230H61V233H60V239H58V247H63V246H65L66 244L65 243H68L72 238H75L76 240H78V241H75V242H73V244H72V251L70 252V257H72L73 255H74V253H73V251L75 252L76 250H78V249H80L81 248V246L83 247V248H81V249H84L85 247H87V246H90V250L91 251H93L95 248L93 247V245L96 247L97 245L98 246H100L101 248H107V245H108V249H109V247H110V243H112V240H113V238H112V234L110 235V236H107V233H108V231L106 230L107 229V227H109V224H110V221H111V216L113 217V215H114V213L117 211V210H119L120 209V206H121V201H120V203H119V205H117L116 206V208L113 210L112 208H111V203H110V197H109V195L111 196L113 193H115L116 191H117V189L118 188H112V190H111V187L109 186V183H108V180H106V179H109V177H107V176H109V175H112L111 173L113 172V169L114 168H116V166L118 165V164H120L119 162H120V160H125L126 159V164L125 165H127L128 163H130V165L128 166H126L125 167V165H124V170L122 169V175H123V180H122V185L123 186H121V189L123 190L124 188H125V190L124 191H120L121 193H122V195H121V193L119 194L120 195V197H123V195H124V192L126 191V188H127V185L129 184V179H128V177H126L127 175L129 176V173L131 172V170H132V167H133V165L136 163V162H138V161H140V160H143L144 158H145V154L147 153V152H157L158 150H160L161 149V144H158L157 146L156 145H149L148 144V142H146V138H145ZM209 133H212V134H209ZM175 134V133H174ZM172 135V137L170 138V142H168V144H169V146H167L166 148H165V151L167 152V151H169V152H165L164 151V153L163 154H165V155H168V153H169V155L168 156H170L171 155V157H172V154H173V146H175V145H177V143H178V141H176V140H178V137L180 136V134L179 133H177L176 132V136L175 135ZM206 135V136H205ZM212 135V136H211ZM173 136H175V137H173ZM204 136V137H203ZM20 138V137H19ZM22 138V137H21ZM208 138V139H207ZM210 138V139H209ZM213 138V137H212ZM174 139H175V141L177 142H175L174 141ZM21 140H23V139H21ZM140 140H141V142H143V140H144V143L146 142L147 144H145L144 145V143H143V148H141L140 146H138L139 144L141 145L142 143H140ZM191 140H194V141H192V143H190L191 142ZM200 140V141H199ZM125 141V142H124ZM127 141V142H126ZM199 141V142H198ZM134 142V143H133ZM197 142V143H196ZM20 143H21V141H20ZM23 143V142H22ZM138 143V144H137ZM165 143V142H164ZM200 144V145H199ZM208 144V145H207ZM105 145V146H104ZM108 145H109V147H108ZM111 145V146H110ZM116 145V146H115ZM126 145V146H125ZM190 145V146H189ZM192 145V146H191ZM145 146V147H144ZM147 146H151V148L150 149H148V148H146ZM155 146L157 147V148H155ZM197 146V147H196ZM140 147V148H139ZM154 147V148H153ZM190 147V148H189ZM2 148V149H1ZM111 148V149H110ZM128 148V149H127ZM145 148V149H144ZM121 149V150H120ZM132 149H133V153H132ZM140 149V151H138ZM142 149H143V151H142ZM190 149H193V151H190ZM195 149V150H194ZM197 149H198V151H197ZM102 150H100V149H98V153L100 152V153H102ZM117 150V151H116ZM123 150V151H122ZM126 150H128L127 152H125ZM186 150V151H185ZM4 151V152H3ZM109 151H111V152H109ZM130 151V152H129ZM136 151H138V152H136ZM185 151V152H184ZM189 151V152H188ZM201 151V152H200ZM117 152V153H116ZM143 152V153H142ZM145 152V153H144ZM9 153V154H8ZM97 153V154H98ZM99 153V154H100ZM104 153V152H103ZM120 153V154H119ZM124 153H125V156H124ZM127 153H128V157H127ZM130 153H131V155H130ZM137 153V155L135 156V154ZM245 153V154H244ZM7 154V155H6ZM110 154V155H109ZM113 154V155H112ZM133 154H134V156H133ZM18 155V154H17ZM112 155V156H111ZM129 155H130V157H129ZM184 155V156H183ZM1 156L3 157V159L1 158ZM11 156H12V159H9V158H11ZM109 156H111V159H112V161H111V159H109L110 157ZM116 157V158H112V157ZM123 156H124V158H123ZM191 156H193V157H191ZM195 156H197V157H195ZM8 159H7V158ZM132 157V158H131ZM138 157V158H137ZM176 156H174V157H172V158H177ZM184 157V158H183ZM191 157V158H190ZM196 158V160H194L195 162H193V158ZM233 157V158H232ZM130 158H131V160H130ZM135 158V159H134ZM239 158V159H238ZM5 159V160H4ZM133 159V160H132ZM187 159H188V161H187ZM225 159V160H224ZM233 159V160H232ZM116 160H118V161H116ZM127 160H130V161H127ZM232 160V161H231ZM235 160V161H234ZM243 161V163L241 162V161ZM131 161H133L132 163H131ZM234 161V162H233ZM237 161H240V162H238L237 163ZM115 162V163H114ZM240 163V164H239ZM191 164H193V165H191ZM226 165L224 166L225 168H226V170H227V167H226ZM237 165V166H236ZM240 165L242 166V167H240ZM243 165H245V166H243ZM111 166V167H110ZM113 166V167H112ZM128 167V168H127ZM221 168V170L219 169V170H217V171H215V174L217 175V176H225L226 175V173L227 172H225L226 170H225V168ZM236 167V168H235ZM256 167V168H255ZM12 167H9V169L7 170V172H12V171H14V168H12ZM109 168V169H108ZM126 168V169H125ZM224 169V170H223ZM10 170V171H9ZM110 170V171H109ZM200 170V171H199ZM181 171H182V174H181ZM206 171H208V172H206ZM158 172H159V174H158ZM114 173V172H113ZM157 173V174H156ZM208 173V174H207ZM106 174H107V176H106ZM159 175L160 177H158V179H157V176ZM105 176L107 177L106 179H105ZM153 177L155 178V179H153ZM16 178V179H15ZM18 177H10L8 180H7V184H9V183H11V181H12V183L13 182H18V179H17ZM125 178H127V179H125ZM137 180H136V179ZM241 178H243V177H239V179H240V181L243 183V181L245 182V177H244V179H241ZM157 179V180H156ZM177 179V180H176ZM9 181V182H8ZM83 181V182H82ZM138 181V182H137ZM157 181L159 182V183H157ZM160 181H161V183H160ZM151 182V183H150ZM263 182H264V180H263ZM141 183H142V185H141ZM144 183V184H143ZM156 183V184H155ZM168 183V184H167ZM171 183V184H170ZM184 183V184H183ZM205 185H204V184ZM85 184V185H84ZM164 184H165V187H164ZM182 184V185H181ZM214 184V185H213ZM244 185L246 184V183H243ZM101 185V186H100ZM155 185V186H154ZM162 185V186H161ZM168 185V186H167ZM171 185V186H170ZM187 185V186H186ZM79 186V187H78ZM174 186V187H173ZM101 187V188H100ZM123 187V188H122ZM158 187V188H157ZM162 188V189H160V188ZM168 187V189H166ZM179 187V188H178ZM104 188H105V190H104ZM170 188H171V190H170ZM178 188V189H177ZM189 188V189H188ZM254 188H257L256 186H254ZM120 189V190H121ZM158 189V190H157ZM166 189V190H165ZM175 189V190H174ZM114 190V191H113ZM116 190V191H115ZM152 190L154 191L153 193H155L156 191L157 192H160V190L162 191L161 192V197L159 198L160 199V201H159V203L162 205V206H168V210H171L170 212H168L167 211V215H165V217L164 216H155L154 215V213H152V214H150L151 213V211H150V209H151V205H149L148 206V203H147V201H150L151 200V193H152ZM177 190V191H176ZM178 190H179V193H178ZM103 191V192H102ZM173 193H172V192ZM183 191V193H181ZM71 192V193H70ZM108 192V193H107ZM110 192V193H109ZM111 192H112V194H111ZM166 192V193H165ZM189 192H191V193H189ZM199 192V193H198ZM66 193H68L70 196H67L66 195ZM97 193V194H96ZM168 193V194H167ZM177 195H176V194ZM105 196H104V195ZM171 194H173V195H171ZM180 194H181V196H180ZM188 194V195H187ZM195 194V195H194ZM166 195V196H165ZM67 196V198H66V200H65V197ZM95 198H94V197ZM168 196V197H167ZM174 196L176 197V198H174ZM107 197H109V198H107ZM163 197H165V198H163ZM186 197V198H185ZM104 198V199H103ZM168 198V199H167ZM170 198L173 200V201H171L170 200ZM180 198H181V200H180ZM182 198H184V199H182ZM68 199V200H67ZM106 199V200H105ZM189 199V200H188ZM229 199L230 200H232L233 199V197L232 196H230L229 197ZM67 201V202H65V201ZM184 200V201H183ZM85 201V202H84ZM107 201V202H106ZM176 201V202H175ZM98 202V203H97ZM108 202H109V204L110 205H108ZM131 201L129 200V203H130ZM168 202H172V203H168ZM183 202H185V203H183ZM193 202V203H192ZM67 203V204H66ZM75 203V204H74ZM90 203V204H89ZM92 203V204H91ZM97 203V204H96ZM183 203V204H182ZM186 203H187V205H186ZM191 204V206L189 205V204ZM80 204H81V206H80ZM168 204V205H167ZM177 204H178V206H177ZM181 204H182V206H181ZM171 205H173V206H171ZM238 205H240L239 207H237V205H235V206H233V208H235V209H233V208H231L230 207V210L228 209V211L229 212H232L233 210V212H239V213H243L244 212V214L246 213V211L248 212V210H247V208H248V205L247 204H243V203H241V204H238ZM247 205V206H246ZM63 206V207H62ZM80 206V207H79ZM95 208H94V207ZM107 206H109L110 208L109 209H111V211L108 209L107 210ZM118 206H119V208H118ZM149 208H148V207ZM184 206V207H183ZM186 206H189L188 208L186 207ZM169 207H171V209L169 208ZM213 207H214V205H213ZM242 207V208H241ZM264 207V206H263ZM263 207H261V208H259L258 209V213H263L264 214V211H262L263 210ZM93 208V209H92ZM104 208V209H103ZM106 208V209H105ZM172 208H174L173 209V211H172ZM183 208H184V210H183ZM186 208V209H185ZM219 208V205H217V206H215L214 208H213V210H214V212L216 211V209H218ZM80 209V210H79ZM84 209V210H83ZM188 209H190V210H188ZM194 209V210H193ZM243 209V210H242ZM82 210H83V212H82ZM99 210V211H98ZM145 210H146V212H145ZM175 210V211H174ZM181 211V212H179V211ZM183 210V211H182ZM89 211V212H88ZM97 211V212H96ZM108 211H110V212H108ZM227 211V210H226ZM227 211V212H228ZM70 212V213H69ZM78 212V213H77ZM87 212H88V214H87ZM114 212V213H113ZM149 212V213H148ZM174 212H175V214H174ZM196 212L198 213V216L196 215ZM67 213V214H66ZM81 213V214H80ZM85 213V214H84ZM90 213V214H89ZM102 213V214H101ZM107 213V214H106ZM174 215H173V214ZM177 213V214H176ZM260 213V214H261ZM70 214H72L71 215V217H70ZM79 216H78V215ZM263 214H261L262 216L260 217V216H258L257 218H255L254 220H253V222H254V224H253V226H252V228H253V231H254V229H255V231H254V233H257L256 235L257 236H263L264 235V215ZM18 214H16V216L14 217V216H12L11 218H9L8 220H7V223H6V225L8 226H10V224L12 225V226H15V225H17V224H19L17 227H18V229L20 230V231H22L23 229L22 228H27L26 226H24L22 223H18V221H17V219H18V216H17ZM75 215H77V218H76V216ZM89 216V218H88V216ZM104 215V216H103ZM195 217H194V216ZM51 215L50 214H47V215H45V218H47V217H50ZM75 217V218H74ZM85 217L87 218V219H85ZM95 217V218H94ZM172 217V218H171ZM44 218V219H45ZM153 218V219H152ZM162 218V219H161ZM164 218V219H163ZM168 218V219H167ZM192 218V219H193ZM10 219H11V221H12V219H14L12 222L10 221ZM69 220V221H67V223L65 222L66 220ZM167 219V221H165ZM99 220V221H98ZM150 220V221H149ZM152 220V221H151ZM161 220H163V221H161ZM10 221V222H9ZM17 221V223H15ZM229 221V220H228ZM226 222V228H224V233H223V235L222 236H224V238L225 237H227L228 235H230V234H234V233H236L237 231H239L238 230V228L236 229V226L238 225L239 226V224H235V223H237V222H234V223H232L233 221L232 220H230L229 222ZM76 222V223H75ZM92 222V223H91ZM104 222V223H103ZM152 224H151V223ZM170 222V223H169ZM10 223V224H9ZM69 223V224H68ZM91 223V224H90ZM159 223H160V225H159ZM162 223H163V225H162ZM230 223V224H229ZM232 223V224H231ZM14 224V225H13ZM66 224H68L67 226H66ZM103 224V225H102ZM156 224V226H155V228H154V225ZM227 224H228V226H227ZM22 225V226H21ZM106 225V226H105ZM148 225V226H147ZM151 225V226H150ZM153 225V226H152ZM190 225H191V227H190ZM231 225V226H230ZM21 226V227H20ZM24 226V227H23ZM32 226H33V228L36 226V224H33L32 223ZM32 226H31V228H32ZM186 226V227H185ZM237 226V227H238ZM2 227V226H1ZM104 227V228H103ZM160 227H162V228H160ZM189 227V228H188ZM28 228H30V225H29V227ZM64 228V227H63ZM70 230L69 232H68V229ZM154 228V229H153ZM105 229V230H104ZM183 229V231H181ZM195 229V230H194ZM197 229V230H196ZM199 229V230H198ZM226 229V230H225ZM231 229V230H230ZM102 230H104V232H102ZM154 230H155V232H154ZM170 230V229H169ZM168 230V232H171V230L169 231ZM201 230V231H200ZM235 230V231H234ZM63 231V232H62ZM105 231H106V236L107 237H109L110 239H105L106 238V236H105V234H104V236H103V233H105ZM232 231H234V232H232ZM258 231V232H257ZM66 232V233H65ZM134 232V233H133ZM73 233H75V234H73ZM79 233V234H78ZM89 233V234H88ZM101 233H102V237H101ZM160 233V232H159ZM83 234V235H82ZM85 235V236H84ZM132 235H134V236H132ZM172 235V236H171ZM191 235V236H190ZM72 238H71V237ZM83 236V237H82ZM96 236V237H95ZM101 237V238H99V237ZM84 238H86V239H84ZM132 240H130V239ZM133 238V239H132ZM137 238V239H136ZM87 239H89L88 241H87ZM82 240H83V243H82ZM91 240V241H90ZM85 241V242H84ZM87 241V242H86ZM93 241H94V243H93ZM99 241H104L103 243H101V242H99ZM106 241V242H105ZM135 241V242H134ZM141 241V242H140ZM169 241V242H168ZM177 241V242H176ZM184 243H183V242ZM77 242V243H76ZM137 242H138V246H137ZM152 243L153 245H150L149 243ZM99 243V244H98ZM131 243V244H130ZM145 243V244H144ZM179 243V244H178ZM182 243V244H181ZM87 244H89V245H87ZM97 244V245H96ZM105 244V245H104ZM142 244V245H141ZM150 246H149V245ZM172 244V245H171ZM174 244V245H173ZM74 245V246H73ZM85 245V246H84ZM134 245V246H133ZM141 245V246H140ZM185 245V244H184ZM76 246V247H75ZM143 246V247H142ZM147 246V247H146ZM157 246H158V248H157ZM131 249H130V248ZM135 247V248H134ZM160 247V248H159ZM94 248V249H93ZM133 248V249H132ZM150 248V249H149ZM162 248V249H161ZM187 246L185 245L184 246V249H183V252H187V251H185V250H187ZM217 248L218 247H215V248H213V250H217ZM80 249V250H81ZM135 249V250H134ZM139 249V250H138ZM189 249V248H188ZM133 250V251H132ZM91 251H89L88 252V255L86 254V257H85V259H91V257H94L93 255V252H91ZM190 251V249L188 250V252ZM128 252H130V253H128ZM133 252H135V253H133ZM236 251H234V252H231L230 253V256H233L234 254H237V253H239V251H237V253H235ZM93 254L92 256L90 255L89 256V254ZM132 253V255L130 256L129 254H131ZM153 253V254H154ZM241 253V252H240ZM124 256L126 257V258H124ZM130 256V257H129ZM152 256V255H151ZM149 257V258H147V260L149 261V264L152 262V257ZM150 259V260H149ZM120 260H122V261H120ZM147 261V262H148ZM151 261V262H150ZM202 261V263L204 264L205 263V261H203V260H201ZM201 263V264H202ZM206 264V263H205Z\"/></svg>",
	"mask_w": 264,
	"mask_h": 264
}]
</instances>
